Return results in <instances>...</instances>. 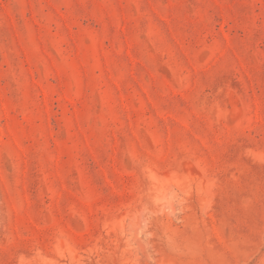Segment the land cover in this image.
Masks as SVG:
<instances>
[{"label": "rangeland", "instance_id": "374dc122", "mask_svg": "<svg viewBox=\"0 0 264 264\" xmlns=\"http://www.w3.org/2000/svg\"><path fill=\"white\" fill-rule=\"evenodd\" d=\"M0 264H264V0H0Z\"/></svg>", "mask_w": 264, "mask_h": 264}]
</instances>
